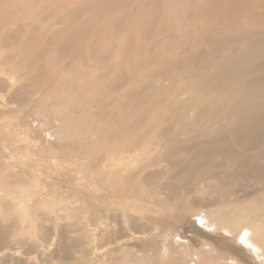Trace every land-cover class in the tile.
I'll list each match as a JSON object with an SVG mask.
<instances>
[{
  "label": "rangeland",
  "instance_id": "374dc122",
  "mask_svg": "<svg viewBox=\"0 0 264 264\" xmlns=\"http://www.w3.org/2000/svg\"><path fill=\"white\" fill-rule=\"evenodd\" d=\"M217 34L215 50L188 60L198 40ZM254 68L264 80V0H0V264H264L221 229L184 233L196 212L264 208V176L237 177L225 167L217 180L195 183V194L214 205L199 210L185 197L181 216L156 205L165 195L177 203L184 182L170 178L189 164L185 148L197 132L200 142L232 120L224 109L242 99ZM10 76L12 84L2 81ZM254 105L264 108V95L237 108ZM123 124L131 128L121 132ZM187 140L171 167L165 150ZM117 145L129 149L124 163L93 174L91 163ZM141 168L132 186L158 195L144 201L111 190ZM164 212L167 223L153 222ZM147 224L164 237L144 231ZM203 244L210 256L192 259Z\"/></svg>",
  "mask_w": 264,
  "mask_h": 264
},
{
  "label": "bare ground",
  "instance_id": "6f19581e",
  "mask_svg": "<svg viewBox=\"0 0 264 264\" xmlns=\"http://www.w3.org/2000/svg\"><path fill=\"white\" fill-rule=\"evenodd\" d=\"M138 16L142 17L141 11L138 13ZM215 36L216 37L210 38L209 40H206V41L203 40L204 43L202 42V40L201 41L198 40L199 42L197 41V43H196V44H198L196 46L197 52L192 53L189 56L188 60L190 61L196 57H199L200 55L202 57H205L206 55H203L204 54L202 51L203 49H206V52H207V48H209V47H210L209 48L210 51L215 50L216 47L220 44L219 43L220 41L218 42L219 38L221 40L220 35L217 34ZM207 42L209 44H207ZM254 47L251 48L250 52L255 50ZM261 56L262 55L257 56L256 59L258 60L259 57H261ZM202 57H201V59H203ZM202 61L200 62V64L205 65V59H203ZM239 61L240 62H238V63L241 64V62H242L241 59H239ZM257 63H250L249 66L251 68H253L255 66V64H257ZM223 65L225 66V64H223ZM243 65H247V62H244ZM135 66L136 65L132 66L131 69H133ZM252 71H253L254 77L250 82H248L249 85H247L248 86L247 89L245 91L241 92L242 94H240V95H241L242 99L240 100V98L238 99L236 97L233 105L231 107H229V109H224V114L225 113L231 114L232 120L228 121L226 124H224V126L218 128V130L215 131L214 134H210L209 136H206L205 139L201 140L200 142H195V141L198 140V137H200L204 134L202 132H197L192 137L193 139L190 138V140L192 139L194 142V147L192 149H186L185 148V151L190 153V157L187 160V164L188 163L189 164L187 166H185V165H182L181 167L178 166L181 163V158H180V155H178V153L180 151L179 148H181V147L183 148V146H186L187 142H189L190 140L173 141V142H171V145L169 147H167V149L165 150L164 155H163L164 159L167 158L169 160L171 167H175V168L179 167V169H177L176 171H174L173 174H171L170 179L183 181L184 183L182 184V186L179 187V190L176 188L177 189L176 193H178V197L176 198V202H177L176 204H170L169 201L171 199L169 198V195H165L166 200L157 201L156 202L157 206L162 207L164 209L168 208L171 211L177 213L179 216H181L180 214H182L184 212V209L186 208L184 200L187 197L190 198V201L188 199V201H189L188 203L190 205H192V207L194 206L196 209H199V210L206 209L207 207L214 205V203H215L214 199H211L210 197H205L204 195H201L200 197H198L195 194V191H198V190L202 191V189L195 187V185H196L195 183L202 181V182H205V184H208V181L206 182L207 179L217 180L219 177V174L222 172V170L225 167H231L233 169L232 172H234L235 175H237V177L238 176L239 177L252 176V175L253 176L257 175L256 177L264 176V142L261 143L260 138L258 136L259 135L258 131H259L260 126H259V124H257L259 122L258 117H261L260 115H262L264 113V108L263 107L261 108L260 106H256V105L250 106V108H246L243 110H239L237 108L238 107L237 105L241 104L242 100L245 99L249 95L254 97L255 100L259 97H262V95H264V84L263 85L261 84V82L264 81V80H262L263 77L260 76L257 72H255V68ZM3 73H5V72H3ZM255 73H256V75H255ZM199 77H201V76H199ZM14 79H16L14 76H10L9 79H7V80L2 79V81L4 80L5 82L12 84ZM119 79L122 81L123 75H120ZM180 81H181V78H180ZM112 83H113V81L110 84H112ZM253 83H255L256 85L257 84H261V85L256 86ZM251 84H253V85H251ZM118 85H120V84H118ZM114 89H115V87H114ZM229 91H230V89L226 90V92H224L222 97L226 96V93L227 92L229 93ZM122 105H124V104H122ZM174 105L176 108H179L181 106L183 107L182 103L178 104V105L175 103V104H173V106ZM206 108H207V106H205V107H204V105L201 106L200 109L198 111H196V114H195L196 118H200V119L203 118L204 113H206V111H205ZM179 112H181V111H179ZM179 112H177V113H179ZM181 114L182 113L177 114L176 118H180ZM263 119H264V117H263ZM137 120L138 119H136V121ZM175 120L179 121L181 119H178V120L175 119ZM183 120H186V119L183 117ZM218 122L219 121L209 122V126L211 127V126H213L214 123H218ZM187 127H188V125L186 124V125L180 126L179 129H180V131H185ZM129 128H131V127L125 124L124 126L121 127L120 130H121V132L122 131L126 132L127 130H129ZM113 136H115V135H112V137ZM120 137H122V136H120ZM110 138H111V136H110ZM220 142H223V144L220 145ZM218 143H219V145H218ZM137 145L139 146V148H141L143 144L140 143ZM117 146H120V145H117ZM137 149L138 148H135L134 151H136ZM128 152H129V149H127V147L125 148L123 146H120V147L111 146L110 148H107L106 150L101 151L100 155L98 157H96V159L91 163V165H93L91 167H94L92 173L93 174L105 173L108 169H110L111 164H113V163H115V164L124 163L123 161L126 158V155ZM197 162H199L200 164L196 165ZM87 163H89V162H87ZM143 168L136 170V171H133L131 173H127L124 175L122 174L121 175V180L123 182L122 185L121 186L117 185V186L113 187L111 190L113 192L123 196V197L124 196L129 197L132 195L138 199L141 198L144 201H146V196L148 197L150 195H153V196L158 195L160 191H157V189L146 190L145 188L140 187V186H134V185L132 186V182H135L136 179L140 178ZM115 170H116V168H115ZM197 171L199 172V175H197V173H198ZM111 173H112V171H111ZM115 175H118L117 172L112 174V176H115ZM152 176L156 177V176H159V174L158 173L149 174L142 179H143V181H148ZM208 186H210V185H208ZM202 188L204 189V186ZM205 191H206V189H205ZM214 191H215V189H214ZM193 194H195L197 197L192 196ZM217 200H219V199H217ZM174 202H175V200H174ZM229 210L231 212H229ZM30 211H31V209H30ZM182 217H184V216H182ZM193 217L195 218V222H191V223H189L190 221L187 222L188 223L187 224L188 229H186L184 232V233H186V235L189 234L188 236H190L193 233H197L198 230L200 231V228L205 229V230L221 229L225 233L229 234L236 241H238L240 244L251 249L257 255V257H259V258L264 257L263 256L264 255V208L259 209V210L256 209V207H248V208L242 207L241 209H237V210L236 209H230V208H219V209L215 210V212L208 213L206 216L200 215L199 213L196 212L195 214H193ZM171 219H174V216ZM166 220H169V216L166 215V212H164V216L161 219L154 220L153 222H155L156 224L158 223V225H159V223L160 224H162L163 222L167 223ZM178 220H180V222L182 221L181 219H178ZM176 223H178V222H176ZM154 230H157V228L151 227V226L149 227V225H148L145 227L144 231H146V232L149 231V233H151L150 231H154ZM163 231L164 230L162 229V230H159L157 233L155 232L153 234L158 236L159 235L158 233L159 232L163 233ZM183 231L184 230H182L181 232H183ZM137 232L138 231H136V233ZM173 232H175V231H173ZM176 233H177V231H176ZM164 235L165 234L163 233L162 237H164ZM180 235H182V233ZM180 235H178L177 242L182 243V242H184V238L186 237V235H184V236H180ZM202 236H203V234H202ZM208 237H210V235H208ZM205 241H207V240L205 239ZM197 242H196V244H198ZM209 245H210V243H209ZM209 245L203 244V248L200 249V251H194L193 254L191 255V258L192 259H198L199 257L201 258L204 256L208 258L210 256L209 254L211 253V252H209L211 250ZM193 248H195V246H193ZM196 249H198V248H196ZM163 250H165V248ZM165 251H167V250H165ZM191 251H193V250H191ZM82 252H84V251L82 250ZM140 254L142 255L143 253H140ZM159 254H158V256H159ZM229 255L231 256V254H229ZM147 256H149V255H147ZM151 256H153V255H151ZM212 257H214V256H212ZM157 258L158 257H156V259ZM234 258H235V256H234ZM158 260H161V259L159 258ZM236 260H237V258H236ZM238 262H240V261H238ZM228 263L229 264H239L235 260H231V259L229 260ZM243 263H244V261H243Z\"/></svg>",
  "mask_w": 264,
  "mask_h": 264
}]
</instances>
